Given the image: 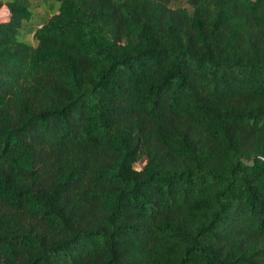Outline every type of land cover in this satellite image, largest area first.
<instances>
[{
    "label": "trees",
    "instance_id": "1",
    "mask_svg": "<svg viewBox=\"0 0 264 264\" xmlns=\"http://www.w3.org/2000/svg\"><path fill=\"white\" fill-rule=\"evenodd\" d=\"M38 1L0 18V264H264V0Z\"/></svg>",
    "mask_w": 264,
    "mask_h": 264
},
{
    "label": "rangeland",
    "instance_id": "2",
    "mask_svg": "<svg viewBox=\"0 0 264 264\" xmlns=\"http://www.w3.org/2000/svg\"><path fill=\"white\" fill-rule=\"evenodd\" d=\"M33 3H36V5H34L35 10L39 11V12H43V10H45V7L43 4H41L38 0H30ZM0 9H2L5 6L4 0H0ZM173 4H181V5H186L184 0H173ZM22 38L26 41H29L31 43H33V39L31 37L30 34H22L21 35ZM142 163V161L140 159H138L136 162H134V166L135 167H139L140 164Z\"/></svg>",
    "mask_w": 264,
    "mask_h": 264
},
{
    "label": "clouds",
    "instance_id": "3",
    "mask_svg": "<svg viewBox=\"0 0 264 264\" xmlns=\"http://www.w3.org/2000/svg\"><path fill=\"white\" fill-rule=\"evenodd\" d=\"M0 16L10 18L11 11H10V9L7 8V5H5L2 9H0ZM4 22L7 23V22H9V20L5 19ZM136 170L139 171L140 169H136Z\"/></svg>",
    "mask_w": 264,
    "mask_h": 264
},
{
    "label": "built area",
    "instance_id": "4",
    "mask_svg": "<svg viewBox=\"0 0 264 264\" xmlns=\"http://www.w3.org/2000/svg\"><path fill=\"white\" fill-rule=\"evenodd\" d=\"M3 17V16H0V18Z\"/></svg>",
    "mask_w": 264,
    "mask_h": 264
}]
</instances>
